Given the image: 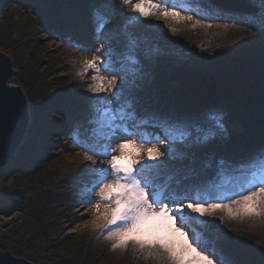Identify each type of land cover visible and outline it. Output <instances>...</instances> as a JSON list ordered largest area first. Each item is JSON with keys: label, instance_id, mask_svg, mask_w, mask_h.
Masks as SVG:
<instances>
[{"label": "rangeland", "instance_id": "1", "mask_svg": "<svg viewBox=\"0 0 264 264\" xmlns=\"http://www.w3.org/2000/svg\"><path fill=\"white\" fill-rule=\"evenodd\" d=\"M60 1L67 5L66 8L71 6L72 1L70 0ZM60 1L0 0V16L8 12L7 15L10 16L11 13L12 20H15L11 27V37L17 40L21 36H26L33 40L34 44L30 43L32 51L35 44L44 42V45H40L38 62L42 67L46 65L45 63L54 66L49 80H65L63 84L72 100L70 107L58 105L50 110L52 115L57 116L56 124L61 120L63 127L56 141L59 149L54 156L57 170L53 177L47 180L43 188L27 190L17 195L18 202L14 203L16 211L9 213V207L0 203V250L9 251L12 255L26 259L32 264H62V260H58L54 252L53 244L56 245L57 242L66 240L68 236L70 239L83 240L88 247L98 244L96 246L101 249L110 247V251L126 250L130 259L137 257L134 258L133 263L138 264L143 256L136 252L132 242H129L126 248L112 249L111 245L114 241L105 239L106 232L101 233L100 229L93 225V211L84 195L85 182L90 180V170L96 165L84 160L85 148L79 145H92L97 142L98 138L92 131L95 125L89 122L90 105L94 103L96 97L88 91V86L93 83L91 77L95 73L91 69L85 72L84 59H91L93 54L100 55L104 67L110 70L109 72L102 71L101 74H117V89L122 91L124 98L132 101L134 108L152 107L148 112L162 110L166 120H178L177 117L180 115L186 118L188 113L190 117H198L210 110L218 112L222 116L223 131L212 141L202 143L198 141L201 134L193 129L191 136L184 143L171 144L173 148L171 156L166 153L161 157L165 162L162 175L188 176L189 180L186 185L190 187L186 191L190 193L191 190L195 191L197 184L205 188L210 178L213 177L212 174L218 172L221 173V176H216L220 184L224 185L223 182H227L229 185L218 189L216 195L219 193L230 195L238 190L245 175L230 176L232 173H226L227 167H224V164H231L235 161L232 155L238 147H241L237 150L238 152L242 149L246 152H257L258 149H255L252 141H245L248 140L247 137L254 138L259 132L258 127L264 125V115L250 121L248 119L240 121L239 115L234 112L230 104H223L201 113L192 111L187 113L188 107L182 104L185 103L182 95L172 87L176 83V78H183L184 74L192 70L206 71L222 65L234 55L235 44L239 41L247 43L253 38L246 32L240 29L234 30L233 27L222 22L204 20L206 24L211 25L210 28H205L192 27L190 22L174 23L169 20L166 23L154 16L134 20L131 19L130 7L123 6L120 0H103L111 23L106 26L102 34H99L94 28L92 19L93 10L98 5L94 4L95 1L90 0L94 4L91 7L87 6L91 17L87 13L85 18L80 14L69 18L65 10L59 9L58 11L55 4L57 5ZM98 1L101 2V0ZM133 2L135 3L136 0ZM12 3L16 9H6ZM248 3L255 6L253 0H248ZM77 9L81 10L82 7ZM85 9L86 5L83 12L86 11ZM56 13H58V18H69L68 28L74 33H80V45H76L74 41L57 40L45 29L46 24ZM182 14L200 19L192 11ZM27 18L31 19L32 25ZM34 25L41 30L38 35ZM169 25L177 29L175 34L169 31ZM129 36L135 37L137 42L134 53H130L128 48ZM102 45H104L102 53L97 52ZM0 52L10 59L15 72L9 80V85L21 87L28 100L32 119L30 99L17 81V69L13 59L5 51L0 49ZM130 55H134L138 61L134 66L129 61ZM78 73L82 74L78 75ZM246 91H248V97L254 95L249 90ZM112 107L115 108L117 105L114 103ZM120 123L117 121V124ZM118 135H126L123 126L119 129ZM121 142H123L121 139H115L113 147ZM97 147L99 150V144ZM113 154H118V152ZM14 156L0 171V198H5L16 190L12 185L14 168L11 160ZM101 161L103 157H97L98 165ZM220 161L225 163L221 165ZM160 180V183L168 182L166 179ZM54 188H57L56 193L53 194L55 197H50L47 203L51 209L56 211L60 219L57 224L43 231L40 227L41 219L37 218L34 221L35 210L32 209V203L36 201L35 197L40 193H45L46 196L49 193L52 196L48 190ZM203 192H205L204 189L201 193ZM96 199L95 193H92V202L94 203ZM214 200L219 203L227 202V199ZM221 216H224L223 222L220 220ZM205 219L209 223L201 228L205 231L203 237L212 240V245L205 247L213 251L218 264H222L220 259L225 257L229 258L233 264H264V218H229L225 212L218 211L214 216Z\"/></svg>", "mask_w": 264, "mask_h": 264}, {"label": "snow or ice", "instance_id": "2", "mask_svg": "<svg viewBox=\"0 0 264 264\" xmlns=\"http://www.w3.org/2000/svg\"><path fill=\"white\" fill-rule=\"evenodd\" d=\"M120 2L130 7L134 20L154 16L166 23L172 20L174 23L190 22L192 27H211L202 19L182 14L169 0ZM105 9L101 0L92 13L94 28L99 34L111 23ZM248 24L264 34V11L259 13L258 20L254 18ZM169 31L175 34L177 29L169 25ZM136 46L135 37L129 36L130 53H134ZM103 50L104 45L97 52ZM129 61L133 66L138 62L134 55L129 56ZM83 66L85 72L91 69L95 73L91 77L93 83L88 86V91L96 97L90 105L89 122L95 125L92 131L98 140L92 145H79L85 148L84 160L96 165L90 170L91 178L84 187L86 202L94 215L93 225L101 233L106 232L105 239L114 241L112 249L126 248L132 242L136 252L154 264H218L213 251L205 247L198 228H204L209 223L205 218L218 211L225 212L229 218H264V146L235 169L245 175V179L230 195L217 196L210 190L203 194L200 190L193 195L179 194L168 182H159L165 164L161 157L166 153L171 156L173 148L170 145L184 143L193 129L201 134L199 142L212 141L223 131L222 116L210 110L198 117L154 123L152 126L160 128L163 135L130 131L127 121H135L133 128L148 121L137 120L132 101L117 89V74L102 75V71L110 70L96 54L84 59ZM114 103L115 108L112 107ZM122 126L125 136L118 135ZM117 138L123 142L113 147ZM100 156L103 161L98 165L97 157ZM92 193L97 197L94 203ZM213 199H227V202L210 203ZM220 220L223 222L224 216Z\"/></svg>", "mask_w": 264, "mask_h": 264}, {"label": "trees", "instance_id": "3", "mask_svg": "<svg viewBox=\"0 0 264 264\" xmlns=\"http://www.w3.org/2000/svg\"><path fill=\"white\" fill-rule=\"evenodd\" d=\"M70 1L72 2L69 8H66L67 5L62 4V1L58 2L57 5L55 4L57 10H65L69 18L77 14L85 18L89 13L87 6L91 7L95 3H100L98 0H93L95 1L94 4L90 0ZM85 5L87 12H83ZM80 7L82 9L78 10L77 8ZM7 8L16 9L13 3ZM184 9H189L200 19L223 22L233 27L234 30L240 29L253 38L250 42L242 43L239 41L235 44L234 55L217 68L206 71L192 70L184 74L183 78H176V83L172 89L182 95L183 102H185L183 105L186 108L188 107L187 113L189 111L201 113L223 104H230L234 112L239 115L240 121L247 119L250 121L264 115V37L259 39L264 34L257 32L243 19V17H246L252 20L254 15L241 16L235 12L219 8L206 9L202 5L200 7L191 5L184 7ZM258 10L260 12L264 11V0H258ZM7 14L8 12L0 16V49L11 55L17 69V81L28 95L32 110V119L27 135L22 146L11 160V165L14 168L12 185L16 190L11 195L8 194L7 197L0 198V203L8 206L10 213L17 210L14 205L15 202H18L17 195L27 190L32 191L43 188L47 180H50L55 174L57 169L54 156L57 154V149H59L56 141L60 137V129L63 127L61 120L56 124L55 119L57 116L52 115L50 110L55 109L58 105L70 107L72 100L63 84L66 82L65 80H49L54 66L45 63L46 65L42 67L41 63L38 62L40 45H44V42L35 44L32 51L30 43L33 40L28 39L26 36L14 40L11 37V27L15 20H12L13 15L11 13L10 16ZM53 15L54 17L46 24L45 29L50 35L58 38L65 32L69 18H58V13ZM88 15L91 17V13ZM27 19L31 20L30 18ZM255 19L258 20L259 15ZM30 23L33 24L32 21ZM34 26L38 35L41 30L36 25ZM246 90L255 95L253 100H248V91ZM258 128L260 131L251 139H254L252 142L255 149L264 146L262 144L264 141V125ZM253 155L254 152L251 151L244 152V154L237 153L234 157L240 165ZM48 191L51 192L52 196L49 193L47 196L45 193H40L35 197L36 201L32 203V209L35 210L34 221L37 218L41 219L40 227L43 231L57 224L60 219V216L55 213L56 211L51 209V206H48L47 203L50 197H55L53 194L56 193L57 188ZM67 238L68 236L66 240H61L56 245L53 244L54 252L58 260H62H60L62 264H134V258H137L130 259L126 250L110 251V247L101 249L96 246L98 244H92L91 247H88L83 240ZM220 261L222 264H233L226 257L221 258ZM138 264H154V262L152 260L146 261L143 257Z\"/></svg>", "mask_w": 264, "mask_h": 264}, {"label": "water", "instance_id": "4", "mask_svg": "<svg viewBox=\"0 0 264 264\" xmlns=\"http://www.w3.org/2000/svg\"><path fill=\"white\" fill-rule=\"evenodd\" d=\"M210 1L233 10L249 8L245 0ZM14 73L10 59L0 52V171L24 142L31 122V112L23 90L20 86L9 85V80ZM253 98V96L248 97L250 100ZM0 264L32 263L12 255L9 251L0 250Z\"/></svg>", "mask_w": 264, "mask_h": 264}, {"label": "bare ground", "instance_id": "5", "mask_svg": "<svg viewBox=\"0 0 264 264\" xmlns=\"http://www.w3.org/2000/svg\"><path fill=\"white\" fill-rule=\"evenodd\" d=\"M144 133H146V132H144ZM151 134H152V135H156V134H158V131H156V130H152V131H151ZM161 134H163V133H161ZM161 134H160V135H161ZM183 188H186V187H183Z\"/></svg>", "mask_w": 264, "mask_h": 264}]
</instances>
